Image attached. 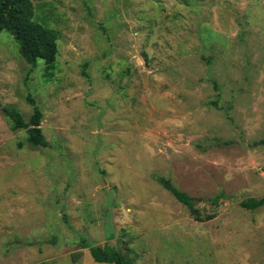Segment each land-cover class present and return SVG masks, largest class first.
<instances>
[{"label": "rangeland", "instance_id": "374dc122", "mask_svg": "<svg viewBox=\"0 0 264 264\" xmlns=\"http://www.w3.org/2000/svg\"><path fill=\"white\" fill-rule=\"evenodd\" d=\"M31 1L57 66L0 34V264H264V0ZM35 106L46 148L1 109Z\"/></svg>", "mask_w": 264, "mask_h": 264}, {"label": "trees", "instance_id": "16d2710c", "mask_svg": "<svg viewBox=\"0 0 264 264\" xmlns=\"http://www.w3.org/2000/svg\"><path fill=\"white\" fill-rule=\"evenodd\" d=\"M35 6L31 0H0V34L3 31L10 32L19 45L20 55L34 68L39 60L46 65V72L51 73L56 69L58 40L60 34L57 30L43 26L35 20ZM34 103V101H32ZM5 116L12 122L14 131L25 129L28 133L27 142L36 148L49 147L41 122L43 115L41 110L35 106L34 113L29 121L12 107H1ZM160 183L180 203L188 207L198 218L200 211L194 206V198L177 189L171 181L161 179ZM264 205V198L260 200H248L242 204L247 209H257ZM215 218V214L205 218L206 221ZM86 248V243L82 244ZM95 261L100 263L133 264L129 256L119 251L113 245L106 243L104 247L96 246L90 249Z\"/></svg>", "mask_w": 264, "mask_h": 264}]
</instances>
